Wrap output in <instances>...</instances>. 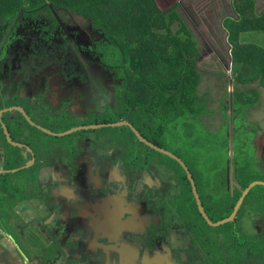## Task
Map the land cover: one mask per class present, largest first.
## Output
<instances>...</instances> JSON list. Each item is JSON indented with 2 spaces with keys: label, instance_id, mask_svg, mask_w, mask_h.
I'll return each instance as SVG.
<instances>
[{
  "label": "flooded vegetation",
  "instance_id": "1",
  "mask_svg": "<svg viewBox=\"0 0 264 264\" xmlns=\"http://www.w3.org/2000/svg\"><path fill=\"white\" fill-rule=\"evenodd\" d=\"M52 12L0 20V264H264V85L228 91L218 113L199 91L197 120L163 118L162 96L142 113L135 99L158 91L65 46L76 28ZM202 27L205 54L234 73L228 32ZM243 92L255 105L236 106Z\"/></svg>",
  "mask_w": 264,
  "mask_h": 264
},
{
  "label": "trees",
  "instance_id": "2",
  "mask_svg": "<svg viewBox=\"0 0 264 264\" xmlns=\"http://www.w3.org/2000/svg\"><path fill=\"white\" fill-rule=\"evenodd\" d=\"M249 1L235 0L240 21L229 18L227 22L234 62L240 56L244 60V69L238 68L240 73L234 74L241 85L252 82L244 80L247 73L264 74V46L241 42L244 34L264 33V12L257 16ZM58 10L72 20L81 19L94 44L90 48L112 63L114 71L142 74L149 83L146 88L157 90L163 98L164 108L156 110L162 111L163 118L186 112L195 114L196 120L200 118V62L206 57V49L185 20L190 12L180 0H0V20L4 21L14 22L19 13L29 12L36 18L48 17L55 24L52 11ZM174 25H178L177 30H173ZM137 79L143 80L135 75L138 86ZM247 95L237 93L236 97L244 107L255 105L244 101ZM152 96L153 92L149 98L135 99L142 113L160 99Z\"/></svg>",
  "mask_w": 264,
  "mask_h": 264
},
{
  "label": "rangeland",
  "instance_id": "3",
  "mask_svg": "<svg viewBox=\"0 0 264 264\" xmlns=\"http://www.w3.org/2000/svg\"><path fill=\"white\" fill-rule=\"evenodd\" d=\"M184 8L187 10L189 7L190 9L188 10L190 12L186 15L185 20L189 25H191L192 29H194V26H198L200 29H204L202 26H206L209 24L212 32L214 31H219L218 37H224L225 36V31L228 32L227 30V22L230 19V21H240L239 15L236 13V10H234L235 7V0H180ZM219 2V3H217ZM251 6H255V12L257 16H260L264 12V0H250ZM217 4H220V6H217ZM189 5V6H188ZM65 19L70 23L71 26L75 27L76 29H73L70 32H66L65 30L61 29L60 33L63 36V39L65 40V46H68L69 40L74 41V44L76 47H82L86 51L90 49V46L92 45V40L90 37V34L88 31H85L82 29L81 26H83L81 23V19H76L72 20L69 17L65 16L64 13V20ZM35 20L29 18V16H26L24 18H21L19 22L25 26L26 24H33ZM195 24V25H194ZM81 25V26H80ZM213 25V27H212ZM163 29V28H162ZM178 25L173 26V30H177ZM196 30V29H195ZM208 35V33H207ZM211 36V35H210ZM229 40V35L227 37ZM241 42L247 45L250 44H256L259 48H263L264 46V33H256V34H251L247 33L242 36ZM229 60L230 57H228ZM205 62V63H204ZM202 63V85L200 87V95L203 97L204 95L207 96V99L212 102V109L218 113L220 111V102H222V95L225 96V98H230L231 94L233 95L234 92L242 90L244 87L247 90H253L258 88L260 85H264V81H252L250 83H246L245 86L241 85L238 83L236 79L237 77H234L235 72L237 71L238 75L240 71L238 68L243 67L244 69V60L243 57L241 56L238 59V62L236 60L235 66L236 69L233 73V67L234 65H228L230 68H226L225 66L222 67L221 60L218 59L215 55H206V58L203 60ZM249 70V69H248ZM233 85H232V82ZM231 93H229V92ZM228 93V97H227ZM215 96V97H214ZM160 96L157 95V99ZM215 98V99H214ZM255 100V96L250 95L249 101L253 103ZM215 101V102H214ZM236 106L241 108L242 105V100L238 99L236 97ZM225 105V102L223 103ZM239 108L236 110L238 113H240ZM224 110V108H223ZM237 113V115H238ZM218 117V115H217ZM217 119V118H216ZM216 119H210L209 121L212 122ZM256 120H264V104H263V109L262 111L256 113L255 115ZM169 120V118L167 119ZM207 119H205L206 121ZM186 124V123H185ZM188 125V123H187ZM181 126H183V123H181ZM199 126L198 122L193 121V128H197ZM188 128V127H187ZM204 126H201V131L203 130ZM217 130V129H214ZM180 132H183L182 129H180ZM166 133L170 134L172 133L171 131H167ZM173 135V134H172ZM220 136H223V134H219ZM217 136V133H208V131H204V137L209 138L210 142L215 141V137ZM210 154L215 160H222L224 159V156L221 155L223 153V150L220 149H215L214 151H208L206 152Z\"/></svg>",
  "mask_w": 264,
  "mask_h": 264
},
{
  "label": "crops",
  "instance_id": "4",
  "mask_svg": "<svg viewBox=\"0 0 264 264\" xmlns=\"http://www.w3.org/2000/svg\"><path fill=\"white\" fill-rule=\"evenodd\" d=\"M217 33V32H216Z\"/></svg>",
  "mask_w": 264,
  "mask_h": 264
}]
</instances>
